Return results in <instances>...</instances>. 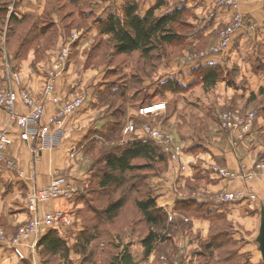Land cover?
Returning a JSON list of instances; mask_svg holds the SVG:
<instances>
[{"label": "rangeland", "instance_id": "1", "mask_svg": "<svg viewBox=\"0 0 264 264\" xmlns=\"http://www.w3.org/2000/svg\"><path fill=\"white\" fill-rule=\"evenodd\" d=\"M13 1L16 2L14 6ZM130 1L112 0L102 4L100 0H37L38 3L34 4V0H0V69L6 77H1L3 84L11 83L8 75L10 69L11 73L19 76L23 88L21 61L34 54L39 62L49 61L46 67L49 69L61 42L73 33L79 34L80 39L71 48L70 61L61 78L69 72L74 60L77 61L81 55L88 56L84 72L77 71V88H74V94H70L74 95L72 99L86 97L83 107L90 100L92 104L95 98L99 111L98 119L101 122L87 136L85 147L90 178L82 186L76 182L79 191L74 199L78 204L69 210L70 214L65 213L63 208L55 211L66 216L64 222L51 231L66 242L70 248L69 260L74 264H110L112 258L125 247H129L134 264H264L259 243L264 196H259L249 185L264 178V167L259 168L264 153L257 155L250 167L242 164V172L239 173L216 160L206 162L208 173L205 176L224 181L241 179L246 186L233 192L224 188L211 195L225 207L221 211L212 212L195 200L191 201L196 204L186 210L176 206L174 212L167 214L164 223L154 227L160 235L152 256L144 255L141 240L149 232V227L136 206L139 200H145L148 196L155 198L168 185L174 195L183 196L178 188L180 174L185 170L183 157L188 152L197 155L204 153L209 144L219 142L216 138L221 133L225 139L228 136L232 151L248 139L253 140L252 144L257 142L264 145V85L259 88L264 79V49L261 50L259 24L239 11L240 0L238 8L232 9L222 6L219 0H203L205 3L201 0H163L167 5L164 12L161 9L158 11L161 12L159 14L176 9L182 12L180 25L175 28L181 40L159 48L146 58L141 57L140 52L118 55L110 38L96 32H99L98 21L104 18L98 14L108 4L110 7L106 11L112 7L110 13L115 12L123 17L124 4ZM138 1L133 2L140 5ZM147 1L150 0H145L143 4L140 1L141 6L146 7ZM43 2V11L36 14ZM219 14L230 16L229 22L220 24ZM237 16L241 17L243 27L230 35L225 51L217 55L205 54L208 58H198L223 41L222 33L234 28ZM76 46L80 49H75L73 55ZM52 49L55 50L51 52ZM209 58L214 60L208 61ZM206 60L209 63H205ZM182 63L187 64L182 66ZM215 67L222 70L224 80L207 88L202 83V76ZM250 74L262 78H250ZM90 75L93 78H87ZM25 90L34 96L32 89ZM107 92L102 101L101 96ZM163 102L166 103L165 111L151 116L145 113L148 105ZM79 112L68 119L73 121ZM225 112L238 113L241 117L254 114L252 129L240 138L238 132L222 128L219 118ZM150 129L152 134H158L159 139L147 132ZM133 138L156 146L160 157L153 161L135 160L133 164L141 167L126 173L122 185L101 189L98 186L99 177L105 171V159L110 154H118L133 142ZM171 138L174 145L169 147L166 141ZM61 142L60 137L59 145ZM40 145L31 144L35 155L58 147L42 148ZM175 146H178L176 150H181L179 156H176ZM9 147L4 152L5 156L20 168L10 155ZM1 167L5 168L4 163H1ZM219 170L225 172L222 174ZM170 173L175 176L173 179ZM56 174L68 175L62 172ZM187 189H193V186ZM27 195L21 206L25 208L26 205L30 219L16 229H7L0 222L9 243L35 216H44L40 214V207L46 202L38 204V213L35 214L30 209ZM201 195L206 197L207 192L196 190L190 196L195 199ZM12 198L11 201L18 200ZM119 201L123 202V207L111 219L105 211L110 204ZM241 203H246L242 211L233 210V207L228 209L229 212L226 210L227 205L237 206ZM15 207L12 206L10 211H14ZM205 220L210 223V229L208 234L203 235L197 224ZM46 233L40 235V240ZM33 239V235L19 239L23 258L9 250L8 245L0 244V247L15 255L18 259L15 264L65 263L60 256L45 253L39 246L40 240L35 243ZM154 252L157 253L155 257ZM0 264L5 263L0 259Z\"/></svg>", "mask_w": 264, "mask_h": 264}, {"label": "crops", "instance_id": "2", "mask_svg": "<svg viewBox=\"0 0 264 264\" xmlns=\"http://www.w3.org/2000/svg\"><path fill=\"white\" fill-rule=\"evenodd\" d=\"M108 1L111 2L112 0H100L102 4L103 2L108 3ZM124 1L125 0H123V2ZM140 1L142 2L143 0L138 1L140 3L139 11L143 16L159 1H162L164 4L160 8L162 11L165 10V6L167 5V2L165 3L163 0H150L145 3V5H147L146 7H142V4L145 0L142 2V4ZM200 2L205 3L203 0H201ZM33 3L37 4L38 2L37 0H34ZM44 3L45 2H43L42 7H40V10L38 8L36 14H39L43 11L45 5ZM263 3V0H240L239 6V11L241 13L254 18L259 24V35L261 38L260 45H262L261 50L264 49ZM126 4L127 3H125L124 5ZM14 5H16V2L13 1L12 6ZM109 7L110 6L108 4L106 6L104 5L101 8L102 10L99 12V14L97 13L98 16H104V18H106L107 15L110 13L109 10L112 8L111 7L108 12L106 11V9H108ZM159 10H157V14L161 13H158ZM229 20L230 16L221 15L219 18V23L227 24ZM216 27L218 28V24ZM96 32L97 34L99 33L97 30ZM76 47L73 50V55L74 51L76 52L75 49H80V47ZM54 50L55 49H52L50 51L52 52ZM87 57V55H81L77 61L74 60V62H72V65L70 66L69 72H67L64 78L57 80V93L63 99H72V97L74 96V88H77V71L84 72V68L87 63ZM35 60L36 57L34 56V54H32V56L26 57L23 59V61H21L20 76L23 88H26L28 90L32 89L34 93L33 95L36 98H41V94L43 92L42 88L44 86L45 81V72L47 70L46 67L49 61L39 62ZM211 60H214V58H209L208 61ZM208 61L206 60L205 63H209ZM34 66H36L37 70ZM3 76L4 73L2 69H0L1 83L3 82L1 81V77ZM252 76V74L249 75L250 78ZM259 76L260 75L255 74V76L253 77L258 79L262 78L261 76ZM90 77L92 76L90 75L87 78ZM262 80L263 83L259 86V88L264 85V79ZM85 83H87V81H85ZM71 92H73V94H70ZM97 95L98 94H96V96ZM90 101L88 105L81 109V111L79 112L80 114L76 119L74 118L73 121H71V119H68L66 121L61 145H59L53 150H44L42 152L40 151L37 153V155L34 154L31 144H26L19 140L20 131L18 127L15 124L10 123L9 114L0 108V134L5 130L10 133L13 143L11 144V147H9L8 150L10 152V155L16 159L20 168L24 171V176L20 177L19 174H17L16 172L11 173L0 165V222H2V224L7 229L11 227L16 229L19 224H22L23 222L28 221L30 219L31 215L28 212V208L26 207V205L25 208H22L21 206V204L24 205L23 203H25V194L29 192V188H45L49 185L54 175L58 172L68 174L66 176L71 177L80 186H82L85 182H89L90 173L88 171L87 165V162H89V157L85 152L86 143L88 141L87 136L93 130V128H95L101 122V120L98 119L99 111L97 109L96 99L94 98L92 104L90 103ZM18 112L21 114H25L27 113V109L24 106L19 105ZM55 112L56 106L51 102L47 103L46 114L43 118L44 125H46L49 119L54 116ZM132 115H134V112H132ZM216 139L219 142H213V144H209L207 147L208 150L204 153H200L197 155L193 152H188L183 157L185 170L181 172L178 183L179 191L183 196L178 197L177 195H174L170 191L169 185L167 188H162L163 190L159 194H156L155 198L157 199V203L159 205L158 207L163 208L168 215L171 214V212L175 211V208L179 204V201L185 202L190 200L200 201V205L206 206L208 210L215 212V210H220L225 207L222 206L221 202H219L218 199H215V197H211V195L219 193L224 188H227L229 191L233 192L239 191L244 188V186H246L245 182H243V180L241 179H235L233 181H224L211 176H205L208 173V171L206 170V162L216 160L220 164L226 165L229 169L239 173L242 172V164L245 163L247 167H250L251 162L257 157V155H261L262 153H264V145H260L257 142H254L252 144L253 140L248 139L244 144L239 145L238 148H235L234 151H232L229 148L231 142L229 141L228 136L225 139L223 137V134L221 133ZM132 140L134 142L138 139L133 138ZM73 156L76 157V160ZM169 176H171V179H173L172 177H175L172 173H170ZM249 185L259 196H264V178L256 180L253 183H250ZM192 186L193 189L190 190L194 191H190L189 189H187L188 187ZM195 189L207 192L206 197L201 195L202 197L192 199L194 197L190 195L191 193L196 191ZM12 196L15 198H12ZM11 198L13 200L18 198V200L11 201ZM16 202L18 204L15 205ZM77 204L78 203L76 202V199L71 201H49L44 203L43 206L40 207V214L45 215L51 212H55L60 208H63L65 210V213L70 214L69 210L74 209ZM245 205L246 203H241L237 206L227 205L226 210L229 212L228 209H231L233 207V210L239 209L242 211ZM12 206H16L14 208V211H10ZM78 226L80 228V225ZM199 226L201 227V229H199L202 230L203 235L208 234L210 229V223L208 221H201L199 224H197V227ZM169 253H171V251ZM156 254L157 253L155 252L153 253L154 257ZM0 259L5 264H15L18 260L11 251L7 249L1 250V247Z\"/></svg>", "mask_w": 264, "mask_h": 264}, {"label": "built area", "instance_id": "3", "mask_svg": "<svg viewBox=\"0 0 264 264\" xmlns=\"http://www.w3.org/2000/svg\"><path fill=\"white\" fill-rule=\"evenodd\" d=\"M221 5L226 8H238V0H219ZM238 2V3H237ZM12 8V7H11ZM10 8V9H11ZM234 28L228 29L222 33V42L208 53H202L198 58H208L205 54L210 55L215 53L221 54L225 51V46L229 45V37L232 33L242 29L241 17L237 16L235 20ZM80 39L79 34L73 33L65 41H62L58 51L55 53V58L52 59L49 69H47L46 77L43 86V92L41 98L32 96L25 88H21V82L19 76L15 73H11L8 70L11 83L6 85L0 82V108L7 112L10 116V123L15 124L19 131V140L26 144H41L39 147L55 148L59 146L60 137H63L64 126L67 119L79 112L86 100L84 96H77L72 100L64 101L56 92V81L61 78V75L66 73L72 46ZM191 62V61H190ZM187 63H182V66H186ZM53 103L56 106V112L52 116L46 125L43 124V118L46 114L47 103ZM22 105L27 109V113L21 114L18 112V106ZM166 110V103L150 104L146 107L145 113L155 115ZM254 114L247 115L246 117L238 116V113L225 112L220 115V123L222 128L230 131H236L240 135V138L244 134L249 132L253 126ZM130 128L127 129V131ZM152 134L151 129L147 131ZM157 139L158 134L153 133ZM13 140L8 131H3L0 134V165L4 163L5 168L8 170L18 172L20 177L24 176V172L18 167V165L12 159H8L5 156L6 149L12 144ZM166 145L172 147V138L166 141ZM175 146V150H176ZM5 152V153H4ZM180 148L176 150V156H179ZM174 156V157H176ZM264 160H261L259 168L264 167ZM218 171V170H217ZM220 173H224V170H219ZM78 186L76 182L69 176L55 174L50 182V185L38 189L33 187L30 189L27 195V201L30 209L33 213L37 214V206L40 203L58 200H74L78 195ZM65 214L62 212H55L52 214H45L44 216H35L31 222L24 228L20 229L19 234L7 242V236L5 230L0 225V244L8 245L9 250L18 256L23 258V251L19 243L21 237H30L33 235L35 243L39 242L40 235H43L51 229H55V226L64 222ZM33 239V240H34Z\"/></svg>", "mask_w": 264, "mask_h": 264}, {"label": "trees", "instance_id": "4", "mask_svg": "<svg viewBox=\"0 0 264 264\" xmlns=\"http://www.w3.org/2000/svg\"><path fill=\"white\" fill-rule=\"evenodd\" d=\"M163 5V2L159 1L157 5L152 7L143 16L139 11L138 3L133 1L127 2L124 7L123 17L115 12H111L106 18L98 21L99 34L102 37L108 36L110 38L115 49V54L130 55L140 52L141 57L146 58L159 48L173 45L181 40V35L175 30L176 26L180 25L181 10L176 9L170 13L157 14V10ZM221 80H224V76L222 70L218 67L209 69L202 76V83L207 88L215 86ZM106 95H108V92L101 96L102 101L106 98ZM156 157H160V154L158 148L153 144L141 140L131 142L118 154L107 156L104 162L105 171L99 177L98 186L101 189H106L111 186L122 185L123 176L126 173L141 167L133 164L135 160L144 159L153 161ZM180 203L177 207L182 210H186V208H190L196 204L195 201L191 200ZM136 206L149 227V232L141 240L144 255L148 257L154 251L156 243L159 240L160 234L154 230V227L166 221L167 212L163 208H159L156 199L150 196L145 200H139ZM122 207V201L110 204L105 214L114 219ZM51 230L41 238L39 246L43 248L45 253L51 256H60L65 261L64 264H74L69 260L70 248H68L66 242L56 232ZM110 264H134L129 247H125L119 255L114 256Z\"/></svg>", "mask_w": 264, "mask_h": 264}, {"label": "water", "instance_id": "5", "mask_svg": "<svg viewBox=\"0 0 264 264\" xmlns=\"http://www.w3.org/2000/svg\"><path fill=\"white\" fill-rule=\"evenodd\" d=\"M261 231L259 236L260 249L264 258V208L262 211Z\"/></svg>", "mask_w": 264, "mask_h": 264}]
</instances>
